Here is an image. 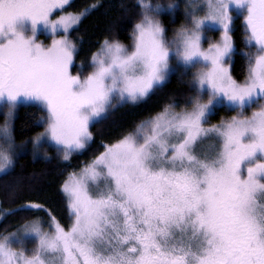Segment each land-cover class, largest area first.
Segmentation results:
<instances>
[{"label":"snow or ice","instance_id":"1","mask_svg":"<svg viewBox=\"0 0 264 264\" xmlns=\"http://www.w3.org/2000/svg\"><path fill=\"white\" fill-rule=\"evenodd\" d=\"M70 6L0 0V172L29 145L33 159L50 162L52 144L70 161L88 149L95 124L118 106L147 100L174 71L191 93L68 173L60 185L67 225L44 204L21 205L48 218L0 232V264H264V0H186L184 22L171 36L159 18L165 6L137 0L130 43L106 35L75 73L79 44L71 31L97 4L77 12ZM237 14L242 81L230 70ZM214 27L222 33L216 42L205 35ZM41 28L50 44L38 39ZM21 101L42 106L43 130L17 141L12 121ZM221 107L235 114L212 123Z\"/></svg>","mask_w":264,"mask_h":264},{"label":"trees","instance_id":"2","mask_svg":"<svg viewBox=\"0 0 264 264\" xmlns=\"http://www.w3.org/2000/svg\"><path fill=\"white\" fill-rule=\"evenodd\" d=\"M146 1L163 5L177 0ZM70 4V7H66L68 12L82 11L87 5L97 4L96 8L89 11L82 24L71 31L72 39L79 44L74 73L79 70L80 61L88 64L90 53L99 46V42L106 35L114 34L121 42L130 43L133 17L138 11L135 7L137 0H72ZM176 17V22H173L168 14L163 17V21L170 29L173 26L178 27L184 20L181 11L176 13ZM232 35L236 52L233 55L231 72L237 80L242 81L247 73L246 60L242 55L245 47L242 19L235 20ZM87 70L89 69L85 68V72ZM188 75L190 76V73ZM190 93L189 86L181 83L176 72H173L170 82L147 100L138 104L126 103L118 106L107 119L95 124L92 127L94 139L88 149L82 154H73L70 161L60 160L56 152H52L53 158L50 162L41 157L33 159L30 153L20 156L13 168L0 175V210H13L12 214L0 212V232L12 231L24 220L33 217L47 220L45 211L21 209L20 206L28 201L44 204L61 223L67 225L69 209L60 185L68 173L79 171L94 156L104 151V144L112 142L123 132L132 131L136 124L160 111L165 104L184 105ZM42 111L39 106L32 104L19 107L13 121L17 141L29 139L43 129L37 124ZM222 117L217 111L210 117V121H219ZM44 226L47 227V224Z\"/></svg>","mask_w":264,"mask_h":264},{"label":"rangeland","instance_id":"3","mask_svg":"<svg viewBox=\"0 0 264 264\" xmlns=\"http://www.w3.org/2000/svg\"><path fill=\"white\" fill-rule=\"evenodd\" d=\"M72 0H70V2H71ZM147 2V1H146ZM185 2H186V0H177V1H173V2H170V3H167V4H163L165 7L163 8V10L161 11V13H160V19L162 20V22L165 24V26L166 27H168L167 26V24L163 21V17L165 16V15H171V19H172V21L173 22H176V13L178 12V11H181V13H182V15H183V19H184V4H185ZM169 4H173V5H177V7H175V8H171V9H169L168 7H167V5H169ZM162 5V4H161ZM238 18H240V19H242V16H240L239 14H237L236 16H234V18H233V25H232V31H231V36H232V38H233V35H232V33H233V29H234V23H235V20L236 19H238ZM243 21V20H242ZM183 22H184V20H183ZM182 22V23H183ZM173 28H175V26H173L171 29L168 27V30H169V36H171V30L173 29ZM38 39L40 40V41H42L43 43H45V44H50V42H51V39H52V35H51V33H49V32H47L46 30H44L43 28H41L39 31H38ZM206 37H207V39L208 40H210V41H212V42H216V41H218L220 38H221V35H222V33H221V31L219 30V28L218 27H214L213 28V30H211V31H208L206 34ZM233 42H234V40H233ZM123 43V42H122ZM124 44H126V43H124ZM207 46V44L205 43V47ZM232 61H233V58H232V60L230 61V70H231V66H232ZM175 72V71H174ZM4 103L5 102H0V124H3V122H4V119H5V110H4V107H3V105H4ZM29 104H32V105H37V106H39L42 110H43V108H42V106L40 105V104H38L37 102H35V101H29V102H24V101H21L19 104H18V106H17V108H16V111H15V115H14V119H15V117H16V113H17V111H18V109H19V107L20 106H22V105H29ZM177 110H179V107L177 108ZM220 114H222L223 115V118H228V117H230V116H232V115H234L235 113L233 112V111H231V110H228V109H226V108H223V107H221V108H219L218 110H217ZM216 111V112H217ZM215 112V113H216ZM229 113V114H228ZM225 115V116H224ZM227 115V116H226ZM14 119H13V121H14ZM13 121H12V126H13ZM212 123H216V122H218L217 120H213V121H211ZM43 130V129H42ZM41 130V131H42ZM47 148H48V152H49V154L52 156V152L53 153H55L56 152V146L55 145H52V144H49L48 146H47ZM27 153H30V145H29V151H26V152H24L23 154H21L20 156H22V155H25V154H27ZM19 156V157H20ZM41 156H42V154H41ZM18 159V158H17ZM17 159H16V161H17ZM16 163V162H15ZM10 170V169H9ZM9 170H7V171H9ZM6 171V172H7ZM79 171H77V173H78ZM3 173H5V172H0V175L1 174H3ZM45 227V226H44ZM45 229H47V227H45ZM33 245H34V242L33 241H29V242H26V244H25V247H27V248H31V247H33Z\"/></svg>","mask_w":264,"mask_h":264}]
</instances>
